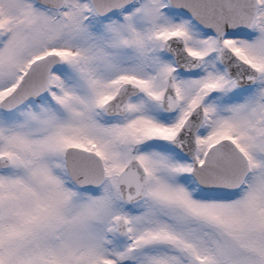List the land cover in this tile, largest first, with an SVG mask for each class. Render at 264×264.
I'll use <instances>...</instances> for the list:
<instances>
[{
	"label": "snow or ice",
	"instance_id": "snow-or-ice-1",
	"mask_svg": "<svg viewBox=\"0 0 264 264\" xmlns=\"http://www.w3.org/2000/svg\"><path fill=\"white\" fill-rule=\"evenodd\" d=\"M0 264H264V0H0Z\"/></svg>",
	"mask_w": 264,
	"mask_h": 264
}]
</instances>
